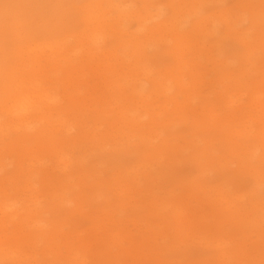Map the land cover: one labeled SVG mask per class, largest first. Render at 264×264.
Wrapping results in <instances>:
<instances>
[{
  "label": "rangeland",
  "instance_id": "374dc122",
  "mask_svg": "<svg viewBox=\"0 0 264 264\" xmlns=\"http://www.w3.org/2000/svg\"><path fill=\"white\" fill-rule=\"evenodd\" d=\"M113 1L0 0V98L2 97L1 102L3 103L6 97L3 96L2 90L10 92V89L15 90V87L19 84L23 89L25 86L24 91L26 90V93L31 88L37 89L39 96H43L39 116L50 117L53 120H59L61 117L71 120L88 137L85 144L67 147L64 152L67 156L64 159L70 158L74 165V158L85 157L87 160L90 159L85 162V166H92L94 161L102 158L103 163L96 166V169L101 172L100 177L110 182L113 188L119 192L121 188L130 184L125 172L131 167H136L135 165L137 161H140V158L131 152L122 154L123 149L126 150L139 143L138 137L132 138L133 131L125 125L124 127L119 125L118 128L121 126L122 128L117 131L113 127V121H111L119 118L123 113L133 115L134 110L138 109L130 93L123 88H118L116 83L118 77L114 74L118 71H107L112 66H116L120 72L129 77L132 70L137 69L136 67L133 68L136 63L135 58L130 59L128 63L121 64L122 51L120 47L123 44H129V38L122 32L120 25L124 23L125 31L131 32V29H135V23L119 20L116 13L110 8ZM129 1L130 4L135 5L136 11H142L146 8L160 13L161 20H168L165 27L162 28V32H157L155 36L156 40L164 43L161 44V49L159 48L161 53L159 54V63L163 66L158 70L174 65L173 59L175 60L176 54L174 55L173 42L170 39L176 33L181 34L185 31L191 32L190 44L199 46V50L196 51L190 46L178 51V53H181L179 59H181L182 65L198 63L204 68L208 67V70L204 71L203 76L200 78L202 82L196 87L199 99L195 104V108L200 110V115L204 114L208 120H200L198 125L194 124L193 121L196 120H191L189 108L185 111L188 115L184 118L185 124L177 127L181 132L186 130L184 133H186L185 138L187 141L193 139L190 135H195L196 138L202 139L199 143V146L203 148L202 150L207 148L202 153H207V156H201H205L202 159L204 166H207L208 163L211 164V166H207L211 168L205 178L208 185L209 203L206 202L203 205L202 213L214 215L211 214V212L213 213V207L216 208V203L213 200L221 198L215 196L216 193L213 192L214 189L211 187L218 188L223 183L230 184L229 188L237 196H243L244 194L250 196V198H245L247 206L252 203L259 205L258 208L260 209L261 204L264 203V148L262 147L264 140L257 138V136L260 129H264V124L261 122V125H257L256 128L253 126L264 118V0ZM245 16H247L246 19L251 18L252 20L253 18L255 22V28L252 30V36L255 37L252 50L255 51V55H251V58L249 57L250 62L245 65L246 71L248 70L246 72L247 76L236 80L240 81V84L246 82L248 84L245 85L247 91L239 93V95H242V101H238L239 103L234 107L224 106V104L218 103L217 98L219 96L215 90L227 96L226 99L234 98V96L229 93L230 91L227 90L226 92L224 86L220 85L217 80H226L225 87L235 86L234 81L230 83L225 78L230 73H234L236 76L241 73L239 72L241 70L239 63L241 58H245L247 49L241 46L234 37L228 35L223 17L236 21L245 18ZM176 17L179 18L175 20ZM202 20L208 26L197 30L196 23H200ZM181 22L184 23L182 27L179 24ZM250 24L248 20L243 27L245 29L249 28ZM215 28L219 29V33L214 34ZM193 31L195 32L193 33ZM203 32L206 33V37H202ZM35 46L50 49L45 50L46 56L41 59L38 58L39 50L34 54L25 56L27 48H35ZM135 48L133 45L128 46L130 53L136 52ZM212 49L213 52H211ZM52 50H54V54L50 59H47L52 54ZM116 52L119 56L117 60L111 58ZM170 54H173V59ZM55 57L56 59H54ZM210 57H217L221 61L228 59L234 64L230 68L221 69V72L216 71L217 73H215V71H212V62L208 61ZM6 74H10L15 80L9 83L11 78ZM35 78L36 80H33ZM106 80H110V87L105 85ZM32 81L34 82L32 83ZM170 95H173V92ZM46 96L52 98V101L58 100L60 103L55 105ZM255 102L258 104H255ZM150 103L152 105L148 108L140 109L143 115L142 123L149 120L148 116H144L147 110L159 116L158 122L160 125H163L168 115L176 110L174 104H167L165 96H155L150 100ZM61 108L64 112L59 115ZM102 117L111 119L110 125L108 122L102 121ZM174 118H179V116ZM247 121L248 123H246ZM0 122L22 123L20 119L14 118L11 120L10 117L1 112ZM118 122L117 120L116 123ZM55 125H57V122ZM34 128H41V124H37ZM76 134V131L73 132V135ZM17 135L18 133L15 131L0 132V199L5 192L13 188H20L19 197L29 201L36 199L35 196L48 195L54 184L64 178L65 174L72 172L73 168L69 167L63 171L56 170L54 167L55 162L62 153L49 155L42 150L36 153L30 144L26 145L25 148L18 146L16 145ZM105 136H108L107 140ZM96 137L100 138L102 142L98 143ZM155 145H159V140H155ZM183 145L184 141L181 138L177 141V146L183 147ZM102 147H105V151H102ZM27 149L31 151H27ZM131 149L134 150L135 148ZM251 151L253 154L255 153L253 159L250 158ZM93 154L96 155L95 158L92 157ZM189 154H185L187 155L186 160L189 159ZM162 155L163 165L171 163L169 169H167L170 176L167 175L157 180L158 186L163 187V189L155 190V193L157 203L161 205L158 210L159 215L168 218L173 216V212L165 202V200H168L166 193L172 191L178 199L186 197L189 191L183 185L198 175V168L192 163L177 165L179 158L175 157L168 149H164ZM31 156L35 160L43 162V165L36 164L32 160L30 162L29 158ZM157 161H159L158 156ZM12 162L15 164L11 165ZM32 165L45 166V169L51 175L50 182L38 183V175L33 169L29 168ZM163 165L156 166V170L167 167ZM14 166H24L25 179H23V182L26 180V185L19 181L12 180V183L9 182V178L11 179L14 176ZM240 168H243V170L240 171ZM256 169H262V171H256ZM256 173L259 174L256 175ZM177 180L182 181L183 185H178ZM256 184H260L258 189H256ZM50 195H52V192ZM150 195L151 192H141L139 195H134L133 190H131V192L111 196V201L114 204L123 200L133 204L132 211L121 213L108 211L112 229L115 225L118 229L124 230L125 233L138 239L142 235H147L149 224L155 225L153 230L159 231L157 224L160 220L150 218V208L145 203L146 198ZM199 198H204L202 193H199ZM41 202L45 204L44 199H41ZM192 203L193 206L197 205L194 202ZM104 207L105 205L101 199L91 206L92 209L97 208L99 211L104 210ZM71 208H73V205H68L54 216L50 215L45 219L47 221H60L65 224L63 228L65 232L74 228L76 224L79 225L80 229L87 228L89 222L85 219H79L76 223L73 221L65 223L63 219L67 217L65 215H69ZM219 208L217 209L220 210ZM89 209H87L88 217H91L92 214ZM249 211L246 232L234 228L232 235L228 236L232 239L235 238L238 244L241 243L240 245L245 247L249 258H243V264H264V223L261 222L260 216L258 217L254 209L249 208ZM221 214H215V217L223 221L224 219L219 217ZM142 217H148V219L133 225L135 219ZM1 220H3L2 215H0ZM148 222L151 223L148 224ZM211 222L213 223L214 220L211 219ZM188 223H193L192 217L189 218ZM169 225L170 233H173L175 223H169ZM15 226L21 232L18 222ZM7 228L13 229L10 225ZM24 231L26 238L29 240V244H26L24 248L16 246L11 235L6 234L5 236L0 233V256L6 253L24 251L38 256L39 262L19 263L15 258L11 261L6 260L3 264H59L58 261H55L54 253H60L61 261L64 264H68L74 257L81 258L76 256L77 251L66 248L64 246L65 241L60 238L57 239V244L54 245L52 250L46 243L41 241L37 235V230L25 228ZM76 234L75 232L67 233L66 239H74ZM85 236L86 234H82V237ZM115 240H117L116 237ZM202 249H193L192 251L193 259L196 262L215 254L212 249ZM162 256L165 260L188 264L187 258L181 252L162 253ZM82 260L84 259L82 258ZM126 264H135V262L132 257H128ZM151 264L160 263L156 260Z\"/></svg>",
  "mask_w": 264,
  "mask_h": 264
},
{
  "label": "bare ground",
  "instance_id": "6f19581e",
  "mask_svg": "<svg viewBox=\"0 0 264 264\" xmlns=\"http://www.w3.org/2000/svg\"><path fill=\"white\" fill-rule=\"evenodd\" d=\"M134 6V4H130L129 0H114L113 4H110V8L116 13L119 20L126 21L127 23H135V29H131V32L125 31L124 23L120 25L122 32L129 38V44H123L120 49L122 51L121 64L128 63L130 59L135 58L136 63L133 68L136 67L137 69L132 70V74L129 77L120 72L116 66L107 69L108 72L110 70L113 72L118 71L114 73L118 77L116 81L118 88H123L125 91L129 92L138 108L134 110L133 115L123 113L119 118L114 120L110 119L113 121V127L116 128L117 131L122 128V126L118 128L119 125H123V127L125 125L133 131L132 138L138 137L139 143L131 147L135 148L134 150L128 148L122 151V154L126 152L135 153L140 158V161H137L135 165L136 167H131L125 172L130 184L121 188L118 192V190L113 188L110 182L102 179L100 177L101 172L96 169V166L103 163L101 160L102 158H98L94 161L92 166H85V162L90 160H87L85 157L74 158V165L70 158L67 157L64 159V157L67 156L64 154L67 147L85 144L88 137L82 132V129L76 127L77 125H74L71 120L63 117L59 120H53L50 117L39 116L43 96H39L37 89L31 88L28 93H26V90L24 91L25 86L23 89L21 84L16 86L15 90L10 89V92H5L3 89L2 93L3 96L6 97V100L2 103V97L0 98V112L10 117L11 120L14 118L20 119L22 123L0 122V132H17L18 137H16V145L25 148L26 145L30 144L33 146L36 153L41 150L47 152L49 155L62 153L60 154L61 156L57 157V161L54 165L55 169L63 171L72 167L73 171L69 174H65L64 178H61L55 183L48 195L35 196L36 199L30 201L19 197L20 188H13L5 192L0 199V215H2L3 218V220L0 221V233H3L5 236L6 234L11 235L14 244L21 248L29 244V240L25 236V228L37 230L38 237H40L41 241L46 243L52 250L54 245L57 244V239L60 238L65 241L64 246L66 248L75 252L77 251L76 256L81 257L72 258L68 264H126L128 257H132L135 264H151L156 262V260H158L160 264H183L174 260H165L162 256V253L170 254L175 252H181V254L187 258L188 264H243V258H249L245 247L240 245L241 243L238 244L235 238L232 239L228 235H232L231 233H233L234 228H239L242 232H244V230L246 232L248 228L247 216L250 212L249 208L254 209L258 217L260 216L261 222L264 223V203L261 204L260 209L258 208L259 205L252 203L249 204V207L245 204V198H250V196H245L247 194L237 196V194L229 188L230 184L223 183L219 185L218 188L211 187L214 189L213 192L216 193L215 196L221 198L219 200H213L216 203V208L213 207V213L211 212V214L214 215L202 213L203 205H205L206 202L209 203L207 192L208 185L205 182V178L211 168L207 166H211V164L208 163L207 166H204L202 159L203 157L205 158V156H201L207 154H202L207 148L202 150L203 148L199 146L202 139L196 138L195 135H190L193 139L187 141L185 138L186 133H184L186 130H182L181 132V130L177 129L178 126L185 124L184 118L188 116L185 111L189 108L191 120H196L193 121L194 124L198 125L200 120H208L204 114H202V116L200 115L199 109L195 108L196 101L199 99L196 87L202 82L200 78L203 76L204 71L208 70V67L204 68L198 63L193 65L190 63H187L185 66L182 65L181 59H179L181 53H178V51L182 50V48L192 46L190 44L192 34L191 32L185 31L181 34L176 33L170 39V41L173 42L172 50L174 51V55L176 54L175 60L173 59V54H170L174 65L166 67L163 70H158V68L161 69L163 66L159 63V54H161L160 46L164 43H160L159 40H156L155 36L157 32H162V28L165 27L168 20H161L160 13L146 8L142 11H136ZM246 17L247 16L236 21H233L231 18L226 19L223 17L228 35L234 37L241 46L247 49L245 58H241L239 63L241 69L239 72L241 73L236 76L234 73L231 74L230 71H228L230 75H226L227 78H225L229 80L230 83L234 81L235 86L228 88L225 87L226 80H217L220 85L224 86L226 92L228 90L230 91L229 93L234 96V98L226 99L227 96L215 90L216 94L219 96V98H217L219 101L218 103L224 104V106L234 107L237 103L242 101V95H239V93L241 91H247L245 85L248 84L246 82L240 84V81L236 80L247 76L246 72L248 70L246 71L245 65H248L250 62V56L255 55V51L252 50L253 40H255V37L252 36V30L255 28V22L253 18L251 20V18L246 19ZM178 18L179 17H176L175 20ZM248 20L251 26L245 29L243 25L245 22H248ZM179 24H181L182 27L184 23L181 22ZM206 26L208 25L205 24L204 20L200 23H196L197 30L205 28ZM194 32L195 31H193V33ZM217 33H219V29L215 28L214 34ZM159 36L162 37L161 35ZM206 36V33L203 32L202 37ZM130 45L136 47L135 49L137 51L130 53L128 49ZM192 47L196 51L199 50V46ZM49 49L50 48L47 47H29L27 48L25 56L34 54L39 50L38 58L41 59L46 56L45 50ZM211 52H213V49ZM51 53L52 54L49 55L47 59L51 58L54 54V50H52ZM118 57V52L111 56V58L116 60ZM54 59H56V57ZM208 61L212 62V71H215V73L221 72V69L230 68L231 65L234 64L228 59L225 61L218 60L217 57H210ZM6 75L11 78L9 83L15 80L10 74ZM35 77L37 78V76ZM36 78L33 80H36ZM109 81L110 80H106L105 82L107 87H110ZM33 82L34 81H32V83ZM171 92H173V95H170ZM155 96H165L168 105L174 104L176 106V110L168 115L163 125H160L158 122L159 116L150 113L149 110L144 114V116L149 117V120L142 123L143 115L140 109L148 108L152 105L150 100ZM47 98L55 105L60 103L58 100L52 101V98L49 96ZM256 100L258 101L259 99L257 98ZM256 102L255 104H258ZM60 110L59 115H62L64 112L63 108ZM177 116H179V118H174ZM110 120L108 118H103L102 121H106L110 125ZM117 120L119 121L118 123H116ZM56 122L57 125H55ZM261 122L264 124V118L253 127L256 128L257 125H261ZM246 123H248V121ZM37 124H41V128L35 129L34 126H37ZM75 131L77 134L73 135ZM107 138L108 136H105L106 140ZM181 138L184 141L183 147L177 146V141ZM257 138L264 140V129H260ZM155 140H159V145H155ZM96 141L98 143L102 142L101 139L97 137ZM262 147L264 148V145ZM164 149H168L175 157L179 158V162L176 163L177 165L192 163L198 168V175L188 180L187 184L183 185L182 181L177 180L178 185L186 186V190L189 191L186 197L178 199V197L174 196L172 191L166 193L169 201L165 200V202L171 207V211L173 212V216L168 218L159 215L158 210L161 205L157 203L155 193V190L163 189V187L158 186L157 180L167 175L170 176L167 169H169L171 163L163 165L161 161ZM27 151L31 150L27 149ZM102 151H105V147H102ZM252 151L250 153L251 157L249 156L251 159L255 156V153L253 154ZM188 153H190V157L186 160L187 155L185 154ZM32 156L29 158L30 162L32 160L35 161L36 164L43 165V162L35 160ZM157 156L159 161H157ZM92 157L95 158L96 155L93 154ZM13 164L15 163L12 162L11 165ZM161 165L167 167L156 170L155 167ZM14 167V176L11 179L9 178V182L12 183V180L23 182V179H25L24 166ZM29 168L33 169L38 175V183L43 184L50 182L51 175L47 169H45V166L32 165L29 166ZM242 170L243 168H240V171ZM256 171H262V169H256ZM258 174L259 173H256V175ZM141 180H143V182H141ZM23 183L26 185L27 181L24 180ZM256 185L257 188H255L258 189L260 184ZM131 190H133L134 195H139L141 192H151V195L146 198L145 203L148 208H150V218L160 220L157 224L159 231L153 230L155 225L149 224L151 222H148L147 235H142L138 239L125 233L124 230L118 229L115 225H113L112 229L108 211H115V213L132 211L133 204L126 200L114 204L111 201V196L118 193L123 194L131 192ZM51 192L52 195H50ZM199 193L203 194V199L199 198ZM41 199H44L45 204L41 202ZM100 199L103 200L105 209L102 211H99L97 208L92 209L91 206ZM192 202L197 205L193 206ZM68 205H73V208H71L69 215H65L67 216L63 219L65 223L68 221L76 223L79 219H85L89 222L87 228L80 229L79 225L76 224L74 228L65 232L63 230L65 224L60 221H47L45 219L47 216H54V214H57V212L66 208ZM87 209H89L92 214L91 217H88L89 214ZM218 213H222L219 217L223 218V221L216 219L215 214ZM190 217L193 218L192 224L188 223ZM146 219H148V217L137 218L133 221V225L139 222L141 223ZM211 219L214 220L213 223ZM15 221L19 223L21 232L17 230ZM107 222L109 223L107 224ZM169 223H175L173 233H170ZM8 225L12 226L13 229H8ZM71 232L77 234L74 236V239L67 240V233ZM82 234H86V236L82 237ZM115 237L120 241L115 240ZM4 238L9 239L8 237ZM202 248L212 249L215 251V254L196 262L193 259L192 251L193 249ZM53 256L55 261H58L59 264H64L63 261H61L62 257L60 253H54ZM15 258H17V262L19 263L39 262L38 256L23 251L6 253L0 256V264L5 263L6 260L11 261ZM82 258L84 260H82Z\"/></svg>",
  "mask_w": 264,
  "mask_h": 264
}]
</instances>
